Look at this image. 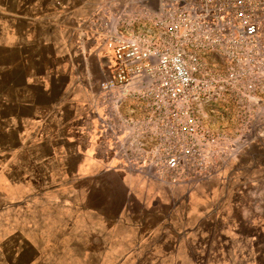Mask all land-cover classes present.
Returning a JSON list of instances; mask_svg holds the SVG:
<instances>
[{"label": "crops", "instance_id": "obj_1", "mask_svg": "<svg viewBox=\"0 0 264 264\" xmlns=\"http://www.w3.org/2000/svg\"><path fill=\"white\" fill-rule=\"evenodd\" d=\"M102 1L0 0V241L45 264H264V136L198 184L102 149L110 50L83 28Z\"/></svg>", "mask_w": 264, "mask_h": 264}, {"label": "built area", "instance_id": "obj_2", "mask_svg": "<svg viewBox=\"0 0 264 264\" xmlns=\"http://www.w3.org/2000/svg\"><path fill=\"white\" fill-rule=\"evenodd\" d=\"M83 28L112 52L98 132L125 170L208 179L262 135L264 0H104Z\"/></svg>", "mask_w": 264, "mask_h": 264}, {"label": "rangeland", "instance_id": "obj_3", "mask_svg": "<svg viewBox=\"0 0 264 264\" xmlns=\"http://www.w3.org/2000/svg\"><path fill=\"white\" fill-rule=\"evenodd\" d=\"M104 1V0H103ZM262 36L264 37V29L262 31ZM89 64L95 65L96 60L94 58H91L88 60ZM113 65V59H112V52L110 51L109 56H107V61L102 62L100 65V76L94 77V87L99 88L101 81L103 80L104 76H110L111 75V67ZM263 85V96H264V80L262 81ZM103 115V109L98 108L97 113H96V132L97 135L100 139V133L98 132V116ZM260 118L262 120V123H264V97H263V108L262 111L260 112ZM262 136H264V124L262 127ZM102 146V145H101ZM106 152V151H105ZM108 152V150H107ZM219 165H221L222 160L216 161ZM209 178H212V175L209 176ZM207 178H202L198 179L197 181L190 182L187 184H198L205 182ZM18 243L14 240H6V241H0V264H45V256H40V255H33L30 253L31 249L27 248L23 250L22 255H17L18 251Z\"/></svg>", "mask_w": 264, "mask_h": 264}]
</instances>
